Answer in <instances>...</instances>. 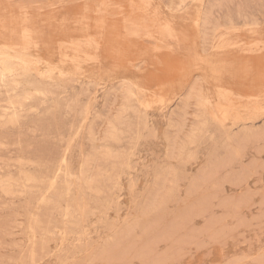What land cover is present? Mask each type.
I'll return each mask as SVG.
<instances>
[{"label":"rangeland","instance_id":"obj_1","mask_svg":"<svg viewBox=\"0 0 264 264\" xmlns=\"http://www.w3.org/2000/svg\"><path fill=\"white\" fill-rule=\"evenodd\" d=\"M0 264H264V0H0Z\"/></svg>","mask_w":264,"mask_h":264},{"label":"bare ground","instance_id":"obj_2","mask_svg":"<svg viewBox=\"0 0 264 264\" xmlns=\"http://www.w3.org/2000/svg\"><path fill=\"white\" fill-rule=\"evenodd\" d=\"M24 37H26V36H24Z\"/></svg>","mask_w":264,"mask_h":264}]
</instances>
